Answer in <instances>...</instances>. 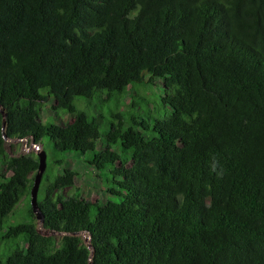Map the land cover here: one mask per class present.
Returning <instances> with one entry per match:
<instances>
[{
	"label": "trees",
	"instance_id": "obj_1",
	"mask_svg": "<svg viewBox=\"0 0 264 264\" xmlns=\"http://www.w3.org/2000/svg\"><path fill=\"white\" fill-rule=\"evenodd\" d=\"M159 80L171 113L136 114ZM51 100L74 119L45 122ZM7 139L53 144L43 222L39 157ZM0 157V264H264V0H0ZM70 158L105 201L63 193Z\"/></svg>",
	"mask_w": 264,
	"mask_h": 264
},
{
	"label": "rangeland",
	"instance_id": "obj_2",
	"mask_svg": "<svg viewBox=\"0 0 264 264\" xmlns=\"http://www.w3.org/2000/svg\"><path fill=\"white\" fill-rule=\"evenodd\" d=\"M157 84L158 86H150L145 83L143 85L136 86L139 93H141L146 98L150 99L149 104H147L143 99L138 100L139 108L135 110L136 114L144 115L145 113H148L156 118L164 119L171 113L170 107L167 106L162 99V96L164 95L162 80L157 81ZM130 91L131 90H129V92ZM131 100H132L131 93H127L123 95L118 94L107 106L104 107L103 112L108 117H111L112 113H115L120 109L121 111L129 110ZM53 103L54 101L51 100L44 107V111L42 112V119L45 122L50 120L55 123L63 124V123L71 122L74 119V116L72 114H65L62 112L58 114L51 113L50 108L52 107ZM75 104L76 107L79 109L84 108L85 106V104L79 103L78 100L75 101ZM84 110L87 111L89 114H93V115H96L98 113L96 110H93L92 108H86ZM43 145L46 148L47 160L51 163L53 161V158L57 156L53 151V144L49 140H45L43 142ZM38 146L42 147L41 144H35L32 140L7 139V154L10 156L14 154L38 155V153L43 150V148L38 149ZM65 165L77 169L80 173V176L77 177L76 179L75 186L68 187L63 191L65 195H72L76 191V189H79L81 193V197H84L86 199L92 201L95 200L105 201L107 199V194L104 191L102 182L96 178V175L94 174L93 170H91L87 165H85L82 161L73 158L68 159ZM65 165L57 167L55 164H52L51 166H49L48 174L54 176L55 174L63 173V169ZM3 168H4V164L0 157V174L3 171ZM28 202H29L28 198H24L21 201V203L17 206L16 213L14 214L11 221L19 222L23 220L26 214V210L28 208ZM39 229L43 234L55 238L57 243H59V241L62 238V234L51 232L44 229L41 223L39 225ZM81 237L85 242L88 243L89 236L87 234L82 233Z\"/></svg>",
	"mask_w": 264,
	"mask_h": 264
},
{
	"label": "water",
	"instance_id": "obj_3",
	"mask_svg": "<svg viewBox=\"0 0 264 264\" xmlns=\"http://www.w3.org/2000/svg\"><path fill=\"white\" fill-rule=\"evenodd\" d=\"M5 126H6V122L4 121L3 127L5 128ZM4 137L7 138L6 135H4ZM38 157H39V167L35 176L34 184L31 189V206L38 220L43 222L44 215L38 203V194L44 173L47 169V152L45 150L40 151L38 153Z\"/></svg>",
	"mask_w": 264,
	"mask_h": 264
},
{
	"label": "built area",
	"instance_id": "obj_4",
	"mask_svg": "<svg viewBox=\"0 0 264 264\" xmlns=\"http://www.w3.org/2000/svg\"><path fill=\"white\" fill-rule=\"evenodd\" d=\"M38 149H41V146H38Z\"/></svg>",
	"mask_w": 264,
	"mask_h": 264
}]
</instances>
